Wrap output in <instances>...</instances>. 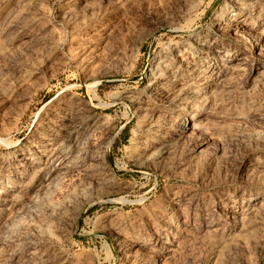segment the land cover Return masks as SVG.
<instances>
[{
    "label": "rangeland",
    "instance_id": "rangeland-1",
    "mask_svg": "<svg viewBox=\"0 0 264 264\" xmlns=\"http://www.w3.org/2000/svg\"><path fill=\"white\" fill-rule=\"evenodd\" d=\"M263 31L264 0H0V264H264Z\"/></svg>",
    "mask_w": 264,
    "mask_h": 264
},
{
    "label": "bare ground",
    "instance_id": "bare-ground-1",
    "mask_svg": "<svg viewBox=\"0 0 264 264\" xmlns=\"http://www.w3.org/2000/svg\"><path fill=\"white\" fill-rule=\"evenodd\" d=\"M238 9V11L237 12H235V13H233V15H234V21H235V24L234 25H236V28H241V27H243V26H245L246 24H247V19L246 18H239V19H237L238 18V16L240 15V13H241V11L239 10V8H237ZM231 12V11H230ZM226 13V12H225ZM232 16V15H231ZM225 20V19H224ZM228 20V19H227ZM230 20V19H229ZM231 20H232V18H231ZM233 21V22H234ZM233 28V27H232ZM224 29V28H223ZM238 30V29H237ZM222 31V30H221ZM264 32V31H263ZM216 59V58H215ZM217 60V59H216ZM215 60V61H216ZM226 60V59H225ZM213 61V60H212ZM223 63V62H222ZM217 64V63H216ZM225 65V64H224ZM212 66V65H211ZM161 68V67H160ZM248 68V67H247ZM217 69V68H216ZM243 69V68H242ZM154 71V70H153ZM155 72V71H154ZM160 72H162V71H160ZM160 72H156V73H151L150 74V76H148L147 78H148V80H151V84L152 83H154L156 80L157 81H159V80H161L162 79V75H161V73ZM213 72V71H212ZM223 73V72H222ZM219 75H220V73L218 74V76L217 77H219ZM214 75H212V77H213ZM210 78V77H209ZM226 78V77H225ZM228 78V77H227ZM213 79V78H212ZM209 80H211V79H209ZM224 80V79H223ZM258 80V79H257ZM210 82V81H209ZM156 83V82H155ZM161 86V85H160ZM191 116V115H190ZM194 117V116H193ZM187 123V122H186ZM178 134V133H177ZM123 201L124 202H127V200H125V199H123Z\"/></svg>",
    "mask_w": 264,
    "mask_h": 264
}]
</instances>
